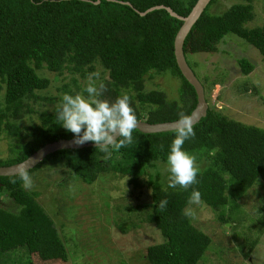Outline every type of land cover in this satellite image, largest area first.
I'll list each match as a JSON object with an SVG mask.
<instances>
[{
	"label": "trees",
	"instance_id": "trees-1",
	"mask_svg": "<svg viewBox=\"0 0 264 264\" xmlns=\"http://www.w3.org/2000/svg\"><path fill=\"white\" fill-rule=\"evenodd\" d=\"M196 1L0 0V138L7 139L8 146V152L0 157V166L22 162L47 143L74 138L57 124L55 113L64 93H83L86 84L76 76L86 79L96 73L97 65L107 73V77L100 76L106 85L102 98L111 102L127 93L138 121H175L181 112L189 116L197 96L174 56V39L182 21L165 9L145 15L139 12L164 5L187 16ZM216 1L210 0L184 39L183 52L190 68L193 70L187 60L189 53L214 51L228 34L242 38L264 58V24L250 28L244 25L253 18L255 0H238L221 14H212L209 10ZM238 64L244 75L254 69L245 58ZM44 69L71 75L69 82L57 88V96L45 94L51 80L41 75ZM164 72L180 78L178 101L168 100L162 90L145 89L147 78ZM262 102L264 105V98ZM26 115L30 119L35 116L30 126L24 125ZM193 127L196 137L186 141L184 148L194 156L200 152L209 165L200 170L198 184L188 190L165 191L167 181L156 170V162H166L176 130L143 133L135 129L133 144L113 151L110 158L96 146L57 150L28 172L61 164L68 168L69 180L85 184L105 172L123 179L128 176L130 197L123 196L126 204L116 206L112 227L126 232L135 226L127 224L130 213L143 211L142 221L154 225L163 237L162 242L147 247L144 258L149 264H197L212 240L186 215L193 205L188 203L191 193L198 190L200 205L216 212L228 207L227 217L220 212L218 219L223 224L235 223L239 199L255 183L264 185V129L229 119L209 107ZM212 150L215 157L208 155ZM148 169H153L151 175ZM2 191L10 203L8 207L0 205V264L12 263L8 257L12 253H20L17 260L26 259L28 264L65 263L66 237L58 230L63 227V209L55 202L49 209L41 204L37 200L40 191L25 190L18 174L0 176ZM141 197H146L145 203H136ZM56 199L60 200L58 195ZM162 199L168 200L165 209L158 207ZM71 209L65 208V213ZM257 214L255 223L264 232V200Z\"/></svg>",
	"mask_w": 264,
	"mask_h": 264
},
{
	"label": "rangeland",
	"instance_id": "rangeland-1",
	"mask_svg": "<svg viewBox=\"0 0 264 264\" xmlns=\"http://www.w3.org/2000/svg\"><path fill=\"white\" fill-rule=\"evenodd\" d=\"M238 0H217L210 8V13L221 14ZM253 18L244 25L248 28L264 24V0L253 2ZM247 59L254 69L244 75L238 61ZM187 60L204 86V96L208 107L216 110L229 119L245 124L255 125L264 129V58L261 53L242 38L228 34L217 44L214 51H199L189 53ZM41 75L51 80L45 94L57 96V88L62 83L70 81V74L64 72L56 75L46 69ZM96 73L107 77L101 66H96ZM92 75V74H90ZM88 75V77L90 76ZM152 78L145 80V89L162 90L168 100L178 101V87L180 78L170 72L152 74ZM81 84L88 83V77L82 79L76 76ZM35 116L26 115L24 125L30 126ZM7 139L0 138V157L7 151ZM3 152V153H1ZM193 154V153H192ZM196 162L203 170L208 167L209 161L200 155H195ZM166 162H156V170L166 179L163 168ZM64 165L42 167L32 173L34 188L40 191L37 200L48 209L52 203L63 209L60 218L63 227L59 228L60 236H65L67 260L61 264H149L144 254L148 246L162 242L163 237L152 224L142 221L141 213L121 209L130 216L127 224L135 226L126 232L113 225V216L116 206H121L123 196L132 188L128 181L115 176L112 172H105L93 183L85 184L82 181L72 182ZM151 175L153 169H148ZM148 176L141 180L145 181ZM62 183V184H61ZM127 187V191L125 192ZM141 189V188H140ZM146 192V189L143 188ZM68 193L71 195L69 196ZM59 196L60 200L56 199ZM134 197V196H133ZM146 197L136 199V203L144 204ZM264 200V185L255 183L239 199L240 208L233 216L237 220L224 224L218 219L220 212L226 217L229 208H222L219 212L203 205L193 204L188 207L192 224L211 237V244L197 264H262L264 262V232L255 223L258 209ZM0 205L9 206L7 193H0ZM8 203V204H7ZM7 204V205H6ZM126 204V203H124ZM123 204V205H124ZM73 208L65 213V208ZM122 213V214H123ZM68 214V216H67ZM125 216V215H124ZM232 218V216H231ZM256 240V242H255ZM254 248L251 249V245ZM251 247V248H250ZM251 249V251H249ZM248 255L246 256V254ZM20 253L8 255L13 262L10 264H28L27 260H17Z\"/></svg>",
	"mask_w": 264,
	"mask_h": 264
},
{
	"label": "clouds",
	"instance_id": "clouds-1",
	"mask_svg": "<svg viewBox=\"0 0 264 264\" xmlns=\"http://www.w3.org/2000/svg\"><path fill=\"white\" fill-rule=\"evenodd\" d=\"M106 91V85L100 80L99 73L88 77V83L81 92H67L60 98L56 110L57 124L74 136L73 143L83 145L94 142L106 158H110L113 151H119L134 142L133 132L138 128V119L131 106V97L127 93L121 94L114 101L109 102L102 96ZM207 102V101H206ZM196 133L189 116L179 113L176 122V131L166 156L163 172L166 173L167 186L171 189L188 190L198 184L200 168L196 157L185 148V142L195 139ZM215 157L216 151L208 154ZM19 179L25 190L34 188L32 175L26 167L18 168ZM128 180V176L125 180ZM15 184L17 181H11ZM127 191V187L125 192ZM189 204L199 205L201 193L193 189ZM168 200L162 199L158 207L165 209ZM186 215H193L191 211Z\"/></svg>",
	"mask_w": 264,
	"mask_h": 264
},
{
	"label": "water",
	"instance_id": "water-1",
	"mask_svg": "<svg viewBox=\"0 0 264 264\" xmlns=\"http://www.w3.org/2000/svg\"><path fill=\"white\" fill-rule=\"evenodd\" d=\"M210 0H197L191 11L187 16H180L176 12H174L170 7L164 5H157L148 8L144 12H139L140 15H145L146 13L155 10V9H165L169 12V14L179 20L182 21V25L180 26L175 39H174V56L176 60V64L183 75V77L193 86L196 96L197 103L195 108L190 113L189 117L193 125H195L199 120L206 115L208 104L206 102L204 96V88L196 77L193 70L188 65L184 52H183V42L190 31L193 24L197 21L199 16L202 14L204 9ZM123 4L130 5L129 2H121ZM176 122H161V123H148L146 121H138L137 130L143 133H159L176 130ZM74 138L71 139H59L50 143L45 144L37 151L32 153L27 159L22 162L8 165V166H0V176H14L18 174V168L26 167V170H30L34 168L39 162H41L46 155L53 153L57 150L62 149H81L90 146H96L94 142H87L83 145H77L73 143Z\"/></svg>",
	"mask_w": 264,
	"mask_h": 264
}]
</instances>
